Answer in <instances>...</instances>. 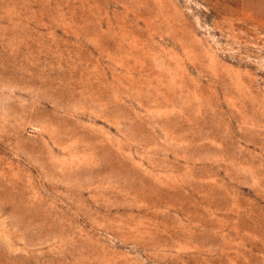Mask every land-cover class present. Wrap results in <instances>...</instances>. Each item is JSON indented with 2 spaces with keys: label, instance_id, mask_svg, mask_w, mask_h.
I'll return each mask as SVG.
<instances>
[{
  "label": "rangeland",
  "instance_id": "1",
  "mask_svg": "<svg viewBox=\"0 0 264 264\" xmlns=\"http://www.w3.org/2000/svg\"><path fill=\"white\" fill-rule=\"evenodd\" d=\"M0 264H264V0H0Z\"/></svg>",
  "mask_w": 264,
  "mask_h": 264
}]
</instances>
